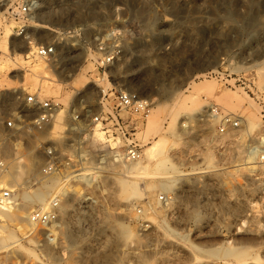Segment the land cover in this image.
I'll list each match as a JSON object with an SVG mask.
<instances>
[{"label": "rangeland", "instance_id": "1", "mask_svg": "<svg viewBox=\"0 0 264 264\" xmlns=\"http://www.w3.org/2000/svg\"><path fill=\"white\" fill-rule=\"evenodd\" d=\"M24 6L31 16L17 14ZM39 47H54L55 57H36ZM107 58L114 78L101 73ZM19 60L51 91L24 79ZM0 69V182L20 173L0 189L11 193L0 233L20 239L27 217L54 202L58 216L55 230L35 228L0 264H264V0H0ZM118 92L148 105L145 118L128 117L137 161H117L123 142L90 124ZM32 95L60 103L56 121L43 133L9 128L27 119ZM82 101L74 125L72 103ZM211 109L239 129L219 135ZM158 140L164 154L148 161ZM48 148L63 175L42 173ZM137 165L145 169L131 178L68 177L79 167ZM61 184L44 210L23 199Z\"/></svg>", "mask_w": 264, "mask_h": 264}, {"label": "built area", "instance_id": "2", "mask_svg": "<svg viewBox=\"0 0 264 264\" xmlns=\"http://www.w3.org/2000/svg\"><path fill=\"white\" fill-rule=\"evenodd\" d=\"M32 11L30 7L24 6L17 12L18 15L31 16ZM36 57L44 60L51 61L55 57L54 47H39L36 48ZM103 76L114 78L116 75V68L112 58H107L101 69ZM25 110L29 114L27 119L17 118V121L8 123L7 126L13 130L23 131L25 128H31L36 133H43L47 127L52 125L59 114L60 103L52 100H44L38 95L28 96L24 101ZM72 115L71 119L74 125L79 123V119L83 113H85V106L82 102H78L76 105L72 103ZM136 115L137 117L145 118L148 114V105L145 102H136L125 93H116V98L113 101L112 106H106V112L102 109V112L97 117H90V124L93 129H98L101 134L107 138L119 139L123 142V153L117 154L115 159L119 162L124 161H137L140 158L139 150L135 145L130 142V127L128 123V117L130 115ZM67 116V113H65ZM64 118L66 119V117ZM206 119L217 126L216 130L219 135H224L227 131H236L239 129V121L232 117L224 116L218 109H211L210 113L206 116ZM70 140H66L63 148L68 152L72 151L73 145ZM42 145L47 143L42 142ZM43 155L49 162L42 170L43 174L49 176H61L64 171L59 168L57 161L59 153L55 148H48L43 150ZM258 159L264 164V150L259 153ZM72 162V161H68ZM68 166V165H67ZM11 198L10 192L0 193V211L8 208ZM57 204L53 203L48 212L35 211L31 213L27 219L26 224L35 228L55 230L58 223V216L56 213ZM51 241V239H49Z\"/></svg>", "mask_w": 264, "mask_h": 264}, {"label": "bare ground", "instance_id": "3", "mask_svg": "<svg viewBox=\"0 0 264 264\" xmlns=\"http://www.w3.org/2000/svg\"><path fill=\"white\" fill-rule=\"evenodd\" d=\"M2 48V52L6 53V47L5 44H3ZM12 64L14 65H19L23 66L24 64V68H27V72L28 75L25 78H29L30 82L33 85H38L39 86V90H41V92H49L51 91L52 87L51 84L45 82L44 84H40V81L38 80L37 77V69L25 62L24 60H19L17 62H12ZM4 66V65H3ZM0 75H2V69H0ZM55 90V89H54ZM164 149H165V145L163 140H158L155 141L150 147L147 148L145 156L147 158L148 161H154L156 159L162 158L163 154H164ZM116 156V154H115ZM114 156V157H115ZM23 166L20 167V169L23 170ZM145 168H141L139 165H137L135 168L131 169V168H127L125 172L121 173L118 171H113V170H107L105 168H97V169H86L85 167H79L76 171H74L73 173H71L68 177L74 178V179H79L85 183H90L93 182V180L97 179V178H101V177H112L115 179H122V178H131V177H135V176H139L142 175L141 171H143ZM18 182H20V173L19 172H15L14 174L12 173L11 175L7 176L6 178H4L1 182H0V189L2 188H6V189H10V187L8 185L10 184H18ZM63 184L58 185L56 187H54L53 189L49 188L47 189V191L42 194V193H34L31 198L29 197H24L23 199L26 202L29 203H37L42 205L43 210L47 207V204L52 200L53 196L62 190ZM6 209H4L3 211H5ZM8 211V210H6ZM0 218H6L5 214H0ZM7 219L9 221H14V218L12 217H7ZM15 220H20L19 218L15 217ZM109 225V230L112 231L113 233H123V230L121 229V227H114L113 224H108ZM35 232V227L33 226H27L26 228H21L19 227V233H20V239L16 238L15 235L13 234H7L6 236L1 235L0 233V240L2 242H7L8 244L0 249V253H5V252H9L13 247L15 246H20L22 242H29L31 243V237ZM27 255H32L29 251H26Z\"/></svg>", "mask_w": 264, "mask_h": 264}]
</instances>
